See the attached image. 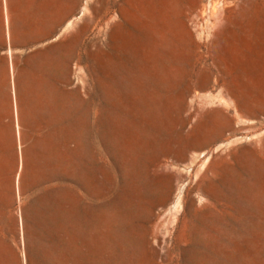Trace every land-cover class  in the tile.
I'll return each instance as SVG.
<instances>
[{"label":"rangeland","instance_id":"rangeland-1","mask_svg":"<svg viewBox=\"0 0 264 264\" xmlns=\"http://www.w3.org/2000/svg\"><path fill=\"white\" fill-rule=\"evenodd\" d=\"M40 1L0 0V264H264V0H68V193H22Z\"/></svg>","mask_w":264,"mask_h":264},{"label":"crops","instance_id":"crops-1","mask_svg":"<svg viewBox=\"0 0 264 264\" xmlns=\"http://www.w3.org/2000/svg\"><path fill=\"white\" fill-rule=\"evenodd\" d=\"M38 6L39 21L16 25L12 40L15 141L22 124L26 144L22 193H36V170L54 193H68V0H41Z\"/></svg>","mask_w":264,"mask_h":264},{"label":"bare ground","instance_id":"bare-ground-1","mask_svg":"<svg viewBox=\"0 0 264 264\" xmlns=\"http://www.w3.org/2000/svg\"><path fill=\"white\" fill-rule=\"evenodd\" d=\"M16 121V120H15ZM17 124V123H16Z\"/></svg>","mask_w":264,"mask_h":264}]
</instances>
